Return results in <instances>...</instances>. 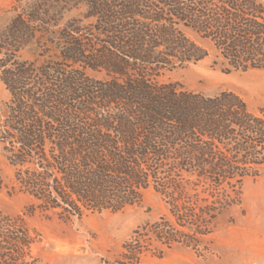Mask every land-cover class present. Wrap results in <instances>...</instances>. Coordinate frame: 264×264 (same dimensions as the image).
Segmentation results:
<instances>
[{"label":"trees","instance_id":"16d2710c","mask_svg":"<svg viewBox=\"0 0 264 264\" xmlns=\"http://www.w3.org/2000/svg\"><path fill=\"white\" fill-rule=\"evenodd\" d=\"M12 13L0 143L30 210L80 219L153 191L167 213L123 244L132 263L148 240L195 249L264 174V108L160 81L208 58L202 43L225 72L264 71L259 0H15ZM37 242L23 218L0 216V264H39Z\"/></svg>","mask_w":264,"mask_h":264},{"label":"rangeland","instance_id":"374dc122","mask_svg":"<svg viewBox=\"0 0 264 264\" xmlns=\"http://www.w3.org/2000/svg\"><path fill=\"white\" fill-rule=\"evenodd\" d=\"M259 1L264 4V0ZM14 3L0 0V31L10 21ZM202 44L211 52L208 58L166 71L160 81L207 96L231 91L251 110L264 108V71L225 72L208 43ZM8 99L0 82V114ZM13 174L0 143V216L21 217L37 234L39 242L33 252L39 264H264V174L244 182L241 204L223 211L212 233L199 238L195 249L179 244L166 248L148 240L139 261L132 263L120 260L122 246L138 228L167 213L158 194L148 191L140 204L115 213L105 211L63 220L52 211L30 210L34 201L18 191Z\"/></svg>","mask_w":264,"mask_h":264}]
</instances>
